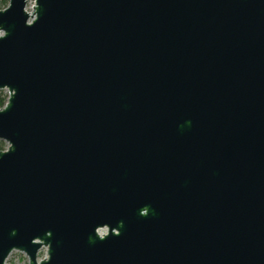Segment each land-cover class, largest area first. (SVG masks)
<instances>
[{
  "label": "water",
  "instance_id": "95a60500",
  "mask_svg": "<svg viewBox=\"0 0 264 264\" xmlns=\"http://www.w3.org/2000/svg\"><path fill=\"white\" fill-rule=\"evenodd\" d=\"M25 4L0 10V264H264V0Z\"/></svg>",
  "mask_w": 264,
  "mask_h": 264
},
{
  "label": "rangeland",
  "instance_id": "374dc122",
  "mask_svg": "<svg viewBox=\"0 0 264 264\" xmlns=\"http://www.w3.org/2000/svg\"><path fill=\"white\" fill-rule=\"evenodd\" d=\"M34 5V0H26V4H25V11L30 12V14H32V7ZM2 94H6L5 91H0ZM1 144V148L2 150L6 149V144L2 141H0ZM0 150V151H2ZM105 232V231H104ZM45 249L42 248L38 251L37 253V260H41L43 258L46 257L45 255ZM5 264H27V259L26 257L20 253V252H16V251H12L6 258L5 260Z\"/></svg>",
  "mask_w": 264,
  "mask_h": 264
},
{
  "label": "trees",
  "instance_id": "16d2710c",
  "mask_svg": "<svg viewBox=\"0 0 264 264\" xmlns=\"http://www.w3.org/2000/svg\"><path fill=\"white\" fill-rule=\"evenodd\" d=\"M7 5V0H0V10H2L3 8H5ZM6 94H2L0 92V108L4 105L5 100H6ZM0 150H2L1 148V144H0Z\"/></svg>",
  "mask_w": 264,
  "mask_h": 264
},
{
  "label": "built area",
  "instance_id": "2783aa9c",
  "mask_svg": "<svg viewBox=\"0 0 264 264\" xmlns=\"http://www.w3.org/2000/svg\"><path fill=\"white\" fill-rule=\"evenodd\" d=\"M103 233H104V230H99V231H98V234H99V235H102Z\"/></svg>",
  "mask_w": 264,
  "mask_h": 264
},
{
  "label": "bare ground",
  "instance_id": "6f19581e",
  "mask_svg": "<svg viewBox=\"0 0 264 264\" xmlns=\"http://www.w3.org/2000/svg\"><path fill=\"white\" fill-rule=\"evenodd\" d=\"M26 13H27V11H26ZM27 14H28V16H32V14H30V12H28Z\"/></svg>",
  "mask_w": 264,
  "mask_h": 264
}]
</instances>
